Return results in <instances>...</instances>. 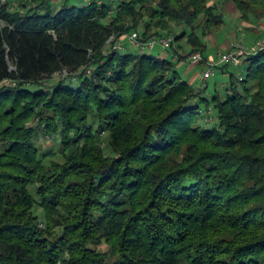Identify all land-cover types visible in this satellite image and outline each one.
I'll return each instance as SVG.
<instances>
[{
    "label": "trees",
    "instance_id": "16d2710c",
    "mask_svg": "<svg viewBox=\"0 0 264 264\" xmlns=\"http://www.w3.org/2000/svg\"><path fill=\"white\" fill-rule=\"evenodd\" d=\"M220 4L0 0V264H264V50L224 89L177 65L209 66Z\"/></svg>",
    "mask_w": 264,
    "mask_h": 264
},
{
    "label": "rangeland",
    "instance_id": "374dc122",
    "mask_svg": "<svg viewBox=\"0 0 264 264\" xmlns=\"http://www.w3.org/2000/svg\"><path fill=\"white\" fill-rule=\"evenodd\" d=\"M23 1H26V0H23ZM52 1L55 2V0H52ZM59 1H60V4H63V5L66 3H72L75 5H83L86 2H88L89 0H59ZM218 1L221 2L220 7L225 12L226 11V5H227L226 0L225 1L218 0ZM16 3H18V1ZM225 21L227 23L226 29L224 30V32L222 34L217 35V36H219V39L222 40V38L226 35V32H228L229 29L234 27L235 31H238V33H239L238 35L233 34V36L235 35L236 38L238 37L237 44L235 46H233L234 48H237V49L245 48V49H248L250 51H254L256 48L264 46V30L261 28V26L259 24L253 25L250 23H246L247 25H249V28L250 27H252V28L249 30L244 29L246 36H247V41H248V43H250L249 45H244V44H242L244 41V38L242 36L243 30H239V25L236 24L234 18L226 16ZM231 24H232V26H231ZM173 35H175V34H173ZM173 35L171 37H173ZM251 44H255V45H253V47H250ZM220 48H221L220 44L217 47L213 46L212 44L209 46V50H211L212 53L214 55H216L215 60L219 63H220V56L218 55V53H219ZM233 49L229 50L225 53H222L221 55L227 54V53L233 51ZM160 51L162 52V50H160V49H155L152 52L147 51V53H152V54L158 56L161 53ZM170 54H171V51H170L169 55ZM167 58H169L170 61L176 60L175 57L173 56V54H171ZM181 63H183V64L177 63V65H178V70L184 79L191 82V79L198 75L196 81L194 83L191 82L193 85H195L197 87H201L204 84H208L209 85V91H212L216 86H218L219 89H224V84L226 83L228 76H224V73L222 72L223 66L222 67L218 66L217 68H215L214 69L215 76H212L208 81H206V80H204L203 76H204V73L209 69L208 65L199 64V65H195L191 68L189 59L183 60ZM221 65H223V64H221ZM243 65H234L232 68H230V70L234 71L235 74L240 76V75H242L243 70L245 68ZM188 68H190V72L187 74L186 72H187ZM209 122H211V121L209 120ZM41 144L45 148L52 146V142L50 139L49 140L41 139ZM53 148L57 149L58 146L55 145V146H53ZM97 249H100L102 251H107L108 247H107V245H102V246L98 247Z\"/></svg>",
    "mask_w": 264,
    "mask_h": 264
},
{
    "label": "built area",
    "instance_id": "2783aa9c",
    "mask_svg": "<svg viewBox=\"0 0 264 264\" xmlns=\"http://www.w3.org/2000/svg\"><path fill=\"white\" fill-rule=\"evenodd\" d=\"M115 37L111 39L114 42ZM173 37L171 36H157L148 41H142L140 39V35L138 33L126 34L122 38L117 39L114 48L116 50H125L127 45L138 48L142 51H154L155 49H160L163 52H166L172 47ZM264 50V46L256 48L254 51H250L245 48H234L233 51L220 55V63L216 60L209 61V69L204 73V80L208 81L212 76H215L214 69L220 66L221 64H235V65H243L246 59L252 55L253 53ZM190 65L195 66L199 65L204 61V57L201 53H195L190 58Z\"/></svg>",
    "mask_w": 264,
    "mask_h": 264
},
{
    "label": "crops",
    "instance_id": "0c3cea01",
    "mask_svg": "<svg viewBox=\"0 0 264 264\" xmlns=\"http://www.w3.org/2000/svg\"><path fill=\"white\" fill-rule=\"evenodd\" d=\"M215 1H217V0H215ZM223 1H225V0H223ZM52 2H53V4H55L56 6H59V7L63 5V4H60L59 0H55V2L54 1H52ZM226 2H227V5H226V11L225 12H226L227 16L234 18L236 24L239 25V30H243L242 36L244 38V41L242 44L249 45L250 43H248L247 36H246L245 31H244V29L249 30V25L240 21L239 12H238L235 4L233 2H228L227 0H226ZM226 25H227V23H226ZM259 25L264 30V21L260 22ZM231 26H232V24H231ZM233 34H236V35L239 34L238 31H235L234 27L229 29L228 32H226V35L222 38V40L219 39V36H217V35L210 36L207 38L208 45L210 46L212 44L213 46L217 47L220 44L221 48L219 49V53H218V55L220 56L222 53H225L229 50H232L234 48L233 46H235L237 44L238 37L236 38V36L235 35L233 36ZM252 45H255V44H251L250 46H252ZM206 54H207L208 60H215L216 59V55H214L211 50H208V52ZM160 56H165L163 51L160 53ZM180 64H183V63H180ZM205 65H207V63H205ZM190 67L192 68L193 66L190 65ZM189 72H190V68H188L186 73L188 74ZM197 76H195L194 78L191 79L192 83H194L196 81ZM224 76H227L226 73L224 74Z\"/></svg>",
    "mask_w": 264,
    "mask_h": 264
}]
</instances>
